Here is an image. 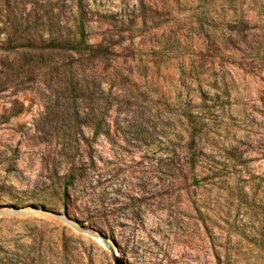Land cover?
<instances>
[{"label":"rangeland","instance_id":"obj_1","mask_svg":"<svg viewBox=\"0 0 264 264\" xmlns=\"http://www.w3.org/2000/svg\"><path fill=\"white\" fill-rule=\"evenodd\" d=\"M23 1L36 41L0 48V264H264V0ZM81 28L92 51L44 45Z\"/></svg>","mask_w":264,"mask_h":264},{"label":"trees","instance_id":"obj_2","mask_svg":"<svg viewBox=\"0 0 264 264\" xmlns=\"http://www.w3.org/2000/svg\"><path fill=\"white\" fill-rule=\"evenodd\" d=\"M3 9L5 12V21L0 32L5 33L6 37L3 41H0V48L8 50L12 45H30L32 47L36 40L30 36L29 32L31 26L27 27L26 24V22H29L30 20L25 2L23 0H3ZM44 45L48 48L73 51H81L83 47H85L86 51H92L94 48L92 44H89L87 36L84 34L82 28L75 37L63 35L59 38H55L50 35L48 41ZM200 107L209 109V106L206 104V98ZM92 111L93 112H85V125L90 127L93 133V138L96 139L103 133L102 125L105 117L102 115V112H94V107H92ZM183 116L185 119L184 125L186 134L184 135V138L186 139L185 151L187 153V162L193 170H196L202 159L207 157L204 148H202L196 141L197 138H201L207 124L204 118H201L194 113L192 105H188L184 108ZM85 141H87L86 138ZM62 156H65L64 153H62ZM91 162L94 166L95 161L93 158L91 159ZM86 171L87 168L85 166V172ZM73 180L74 175L68 173L64 183V190H67ZM65 197H67V192H65Z\"/></svg>","mask_w":264,"mask_h":264},{"label":"water","instance_id":"obj_3","mask_svg":"<svg viewBox=\"0 0 264 264\" xmlns=\"http://www.w3.org/2000/svg\"><path fill=\"white\" fill-rule=\"evenodd\" d=\"M30 211V210H29ZM8 213V211H3V212H0V214H6ZM14 213H25L23 210H17V211H14ZM57 217L60 218L61 220H63L64 222H66L67 224H69L70 226H72L73 228H75L76 230L80 231V232H83V233H87L91 236H94V237H101L103 239L104 236L100 233H97L91 229H88L86 227H84L82 224H80L79 222L71 219V217H69L67 214H57Z\"/></svg>","mask_w":264,"mask_h":264}]
</instances>
